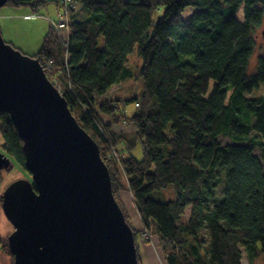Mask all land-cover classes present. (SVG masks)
Here are the masks:
<instances>
[{
  "label": "trees",
  "instance_id": "16d2710c",
  "mask_svg": "<svg viewBox=\"0 0 264 264\" xmlns=\"http://www.w3.org/2000/svg\"><path fill=\"white\" fill-rule=\"evenodd\" d=\"M76 1L67 44L53 26L33 56L50 80L62 70L61 93L100 147L138 256L142 230L121 203L125 189L165 264H242L243 250L248 264H264V54L256 72L248 73L264 25V0ZM46 2L9 4L39 10ZM135 49L143 59L144 90L132 99L137 111L128 114L119 99L106 95L134 74L128 60ZM49 60L56 66L50 72ZM119 125L133 131L117 130ZM0 139L27 171L23 140L4 111ZM137 146L141 159L134 154ZM13 167L0 170V188L3 172ZM169 185L177 198L157 199L155 192Z\"/></svg>",
  "mask_w": 264,
  "mask_h": 264
},
{
  "label": "water",
  "instance_id": "95a60500",
  "mask_svg": "<svg viewBox=\"0 0 264 264\" xmlns=\"http://www.w3.org/2000/svg\"><path fill=\"white\" fill-rule=\"evenodd\" d=\"M9 2L0 0V8ZM0 111L17 127L31 174L2 194L14 227L8 237L14 264H140L99 145L40 59L6 42L1 28ZM11 163L0 150V170Z\"/></svg>",
  "mask_w": 264,
  "mask_h": 264
},
{
  "label": "rangeland",
  "instance_id": "374dc122",
  "mask_svg": "<svg viewBox=\"0 0 264 264\" xmlns=\"http://www.w3.org/2000/svg\"><path fill=\"white\" fill-rule=\"evenodd\" d=\"M60 0H47L45 5H40L39 10H34L30 6H13L11 4H7L0 8V28L1 33L4 40L10 44H12L15 48L21 50L24 54L33 56L35 53L39 51L43 44V40L45 35L49 32V30L53 27V21L58 19V7ZM192 13V9H187L183 16L187 18ZM238 17L243 19V7L238 10ZM99 47L103 49L105 47V39L101 37L99 41ZM57 53L58 50L56 49ZM264 54V39L262 37L261 31L259 32L257 43L254 49V52L251 56L248 73L253 74L256 72L258 67V59L259 56ZM143 64L142 57L138 54L137 49L129 55L128 66L133 70L134 74L130 77L125 78L120 86H117L112 93L114 95L113 98L120 100V105L124 111L128 114H133L137 111L136 102L132 100L135 96L140 95L144 90V80L140 75V70ZM264 90V86H261ZM259 90L252 93L254 95L258 94ZM252 94H249L251 96ZM126 129L122 130L123 132H132L133 128L130 126H125ZM219 140L224 143H233V141L228 137H220ZM1 139H0V150L5 152L1 147ZM6 153V152H5ZM134 154L137 158H142V150L140 146H137L134 150ZM255 154L259 157L263 158V153L259 148L255 149ZM12 163L14 167L11 172L6 173L3 172V182L1 184L2 194L6 187L10 185L15 180L20 178H28L31 179V174L28 171H24L20 166L16 165L14 159H12ZM155 197L159 200L168 201L175 200L177 198V193L172 185H169L167 188L162 189L161 191L155 192ZM125 211L128 214V217L133 224V226L142 232L138 238V244L140 248L143 247L144 244L147 247L152 248L156 252L157 260H152V255L147 253L150 257H148L147 261H142L141 254L144 255L143 249H140L138 259H140V264H165V260L163 259V254L159 248H157L156 237L151 235L150 231H146L143 226V222L141 218L136 219V217L131 215L127 208ZM2 214V215H1ZM190 214V207H188L183 216L184 220L188 218ZM131 226V225H130ZM14 230L13 225L6 217L2 204L0 205V264H11L14 261L13 256L10 254V250L8 248V236ZM151 236H153L151 238ZM147 242L145 243V240ZM150 241V242H148ZM145 253V255H147ZM144 255V256H145ZM147 257V256H146ZM145 259V258H144ZM149 261V262H148ZM242 264H248V258L246 252L243 250V259Z\"/></svg>",
  "mask_w": 264,
  "mask_h": 264
},
{
  "label": "built area",
  "instance_id": "2783aa9c",
  "mask_svg": "<svg viewBox=\"0 0 264 264\" xmlns=\"http://www.w3.org/2000/svg\"><path fill=\"white\" fill-rule=\"evenodd\" d=\"M77 7V1L76 0H60L59 7H58V19L55 21L54 26L56 27V30L59 32L61 37L65 39V42L67 44V35L69 34V20H70V11L73 8ZM46 66L48 71L53 68H56L55 63L53 60H49L46 62ZM55 66V67H54ZM56 73L58 76L52 77V83L59 89V91L62 90L63 84L60 81L59 75L62 73V70L56 69ZM137 106H139V103H137Z\"/></svg>",
  "mask_w": 264,
  "mask_h": 264
},
{
  "label": "crops",
  "instance_id": "0c3cea01",
  "mask_svg": "<svg viewBox=\"0 0 264 264\" xmlns=\"http://www.w3.org/2000/svg\"><path fill=\"white\" fill-rule=\"evenodd\" d=\"M54 24H55V21H53V26H54ZM35 54H36V53H35ZM115 89H116V87L113 88V89L111 90V94H107L106 96H108V97H109V96H114L115 93L113 94L112 91H114ZM116 90H117V89H116ZM124 129H126V128H125V126H123V125H119V126L117 127V130H120V131H122V130H124ZM119 196H120V200H121L122 205H123L125 208H127V210L129 211V213H130L131 215L134 214V216L136 217V219H137V217H138V218H141L140 215H139V212H138V210H137V208H136V206H135V203H134V200H133V195H132L131 191L125 189V190H123V191L120 192ZM1 215H2V214H1ZM141 249H143V251H144V255H145V253H146V254L149 253V254L152 255L151 257H153L152 260H154V261L157 260L156 252H155L154 250H152V248H149V247H147L146 244H144L143 247H142ZM144 255L141 254V256H142V257H141L142 261H147V260H148V257H149L150 260H151V257H150L148 254L145 255V256H144ZM146 256H147V257H146ZM144 258H145V259H144ZM148 262H149V261H148Z\"/></svg>",
  "mask_w": 264,
  "mask_h": 264
},
{
  "label": "bare ground",
  "instance_id": "6f19581e",
  "mask_svg": "<svg viewBox=\"0 0 264 264\" xmlns=\"http://www.w3.org/2000/svg\"><path fill=\"white\" fill-rule=\"evenodd\" d=\"M9 237V236H8Z\"/></svg>",
  "mask_w": 264,
  "mask_h": 264
}]
</instances>
